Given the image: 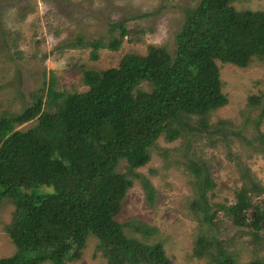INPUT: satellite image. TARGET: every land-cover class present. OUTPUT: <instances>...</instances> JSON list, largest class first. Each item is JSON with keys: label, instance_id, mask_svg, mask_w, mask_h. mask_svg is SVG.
<instances>
[{"label": "trees", "instance_id": "obj_1", "mask_svg": "<svg viewBox=\"0 0 264 264\" xmlns=\"http://www.w3.org/2000/svg\"><path fill=\"white\" fill-rule=\"evenodd\" d=\"M236 1L184 6L174 51L152 45L147 55H126L118 67L84 69L88 90L82 93L57 92L52 81L46 101L43 89L33 92L22 111L0 118V205L7 201L15 207L5 230L16 247L0 264H75L90 237L99 241L107 264H175L162 245L126 232L134 229L149 238L154 228L117 217L137 180L153 200L151 182L137 170L151 161L156 141L162 135L169 141L180 138L192 116L208 128L210 112L228 104L217 63L244 69L254 60L264 61V11H238ZM124 23L110 27L107 41L79 36L64 45L91 48L96 61L101 49L118 51L134 34ZM248 103L262 108L258 127L264 96L253 95ZM34 120L32 128L18 129ZM219 133L226 137L224 128ZM255 142L254 151L264 156L259 129ZM123 163L125 172L120 171ZM192 169L204 193L215 186L206 166L193 163ZM241 180L236 202L219 204V209L250 236L257 255L264 253V188L248 170ZM201 200L207 204L206 195ZM194 208L213 225L208 205L195 202ZM193 255L207 264H237L224 241L204 235L196 240Z\"/></svg>", "mask_w": 264, "mask_h": 264}, {"label": "rangeland", "instance_id": "obj_2", "mask_svg": "<svg viewBox=\"0 0 264 264\" xmlns=\"http://www.w3.org/2000/svg\"><path fill=\"white\" fill-rule=\"evenodd\" d=\"M199 1L0 0V118L22 111L33 92L43 89L46 101L52 81L57 92L82 93L88 90L83 82L84 69L118 67L126 55H147L152 45L174 51L185 7L193 8ZM234 7L238 11H264V0H237ZM121 21L134 34L123 40L118 51L101 49L96 61L91 58V48L70 49L64 45L79 36L87 41H107L110 27ZM217 65L228 104L210 112L208 128L202 126L201 118L192 116L180 138L169 141L162 135L156 141L150 150L151 161L137 170L151 182L153 200L137 180L117 217L122 223L135 220L154 228L149 238L134 229L126 232L147 244L162 245L175 264H207L206 259L193 255L200 235L224 241L237 264L264 259V253L253 252L250 236L219 209V204L231 206L236 202L235 192L241 188V177L247 170L264 188V156L254 151L258 129L264 133V118L257 127L262 108H252L248 103L253 95L264 96V61L254 60L244 69L221 62ZM144 87L151 90L146 84ZM36 123L34 120L18 129L26 131ZM223 128L226 137L219 133ZM193 163L202 169L206 166L215 183L206 193L192 169ZM125 166L121 165V172H125ZM202 195H206L207 204L201 200ZM195 202L202 207L208 205L213 225L194 208ZM14 210L7 201L0 205V259L16 253L5 230ZM98 244L90 237L81 260L75 264H107Z\"/></svg>", "mask_w": 264, "mask_h": 264}]
</instances>
